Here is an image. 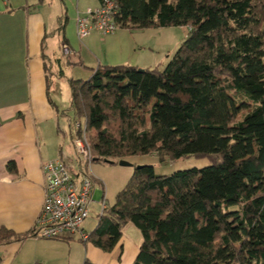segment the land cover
Masks as SVG:
<instances>
[{"label": "trees", "instance_id": "16d2710c", "mask_svg": "<svg viewBox=\"0 0 264 264\" xmlns=\"http://www.w3.org/2000/svg\"><path fill=\"white\" fill-rule=\"evenodd\" d=\"M110 1L118 28L188 32L163 69L93 68L65 54V64L91 71L68 79L71 145L78 120L93 161L156 154L211 163L170 174L135 166L87 241L110 252L131 224L141 235L133 264H264V0ZM26 236L0 226V243Z\"/></svg>", "mask_w": 264, "mask_h": 264}, {"label": "crops", "instance_id": "0c3cea01", "mask_svg": "<svg viewBox=\"0 0 264 264\" xmlns=\"http://www.w3.org/2000/svg\"><path fill=\"white\" fill-rule=\"evenodd\" d=\"M63 1L69 3V0ZM75 1L78 4L82 0ZM84 1V7L98 4L97 0ZM44 3L45 0H0V226L22 234H28L34 227L41 209L43 165L54 158L51 145L57 130L54 109L41 104L38 99V65L32 64L40 55L51 59L36 51L41 25L39 7ZM83 8L75 7L76 13L74 8L67 9L75 21L76 37L70 34L60 41L61 50L64 45L70 47V59L81 58L93 68L120 63L151 67V57L148 52L143 55L146 49L142 47L156 40L158 34L152 31L154 29L118 28L106 35L92 30L88 36L79 38L77 21ZM67 58L69 56L64 59L54 54V64L50 60L48 64L64 71ZM72 68H81L77 73L82 74L83 79L91 74L90 70L80 66ZM61 151L60 148L56 158L68 165ZM10 162L14 164L13 169L8 167ZM127 226L123 227L121 240L110 252L76 238L61 240L26 236L1 242L0 264H83L85 260L94 264H133L141 235L133 225L136 231L127 230Z\"/></svg>", "mask_w": 264, "mask_h": 264}, {"label": "rangeland", "instance_id": "374dc122", "mask_svg": "<svg viewBox=\"0 0 264 264\" xmlns=\"http://www.w3.org/2000/svg\"><path fill=\"white\" fill-rule=\"evenodd\" d=\"M84 3H86L84 0L79 1L78 4H76L75 0H69V3L67 4L63 0H45L43 6L40 5L39 16L41 19V25L39 28L38 37L36 38V51L39 54L42 52L48 55L51 58L49 60L52 62V64H54V60L52 59L54 54H58L64 59L67 57V55L62 53L60 39H62L63 36H68L70 34H74L76 37L75 21H72V17L67 9L70 10V8H74L73 12L76 13L75 7L82 9L84 7L82 6ZM59 16L61 17L59 18ZM58 19L60 21H58ZM59 22H64V31L62 29H58L60 26ZM151 29H154L152 31H155L158 36L156 37L155 41H149V43L143 45L142 49H146L143 55H146V52H148L149 57H151V60H149L151 64L150 66H158L159 69H163L173 56L177 47L187 35L188 28L185 26H171ZM49 60L46 57L40 55L37 57L35 63L32 62L33 66L38 65V99L41 104L43 103L45 106L54 109V117L56 119L55 126L57 127L59 125V127L62 129V132H58L56 130V138L51 145L53 148L54 158H56L57 155L59 156V149L61 148L63 159L68 161V168L73 170L74 167L77 168V165H79L80 162L76 159L73 153L70 137L67 135L68 122L66 117L62 115V111L67 108L70 102V87L68 79L71 77L81 78L83 75L77 73V71H81L82 69L79 68L74 70L72 67L66 65L63 69L65 75L61 77L58 76L59 70L56 65L49 66ZM45 64L48 65L47 70L44 67ZM46 75H48L50 79L48 87L46 86L45 81ZM67 114H70V116L72 115L69 112ZM45 133L47 134V131H45ZM123 159L130 162L132 166L109 164L105 163L104 161L92 162V172L103 182L105 187L103 188L102 185H97L94 190V203L92 212L82 224V227L85 231H92L97 224L98 218L96 217V214L100 209L99 202L101 201L103 193H105L107 205H111L115 200L117 192L122 189L129 180L136 165L141 166L150 164L154 167V170L157 174H170L176 170L187 169L191 167L201 168L211 163L210 159L207 157L190 156L171 160L168 157L161 159L156 154H139L128 156ZM87 169L89 170V168ZM128 229L135 230V228L130 224L127 226V230Z\"/></svg>", "mask_w": 264, "mask_h": 264}, {"label": "built area", "instance_id": "2783aa9c", "mask_svg": "<svg viewBox=\"0 0 264 264\" xmlns=\"http://www.w3.org/2000/svg\"><path fill=\"white\" fill-rule=\"evenodd\" d=\"M115 5L110 0L96 6H86L77 21V35L84 38L92 30L110 34L118 29L114 20ZM64 54L71 52L68 45L62 47ZM72 147L80 162L78 171L69 169L61 158L47 161L43 165L44 198L34 227L28 236L48 239H79L87 241L89 232L82 227L93 208V193L97 185L103 184L91 170L94 156L88 143V136L78 120L71 121ZM89 168V170L87 169ZM97 216L107 207L105 193L99 202Z\"/></svg>", "mask_w": 264, "mask_h": 264}, {"label": "water", "instance_id": "95a60500", "mask_svg": "<svg viewBox=\"0 0 264 264\" xmlns=\"http://www.w3.org/2000/svg\"><path fill=\"white\" fill-rule=\"evenodd\" d=\"M105 163H109V164H112L114 163V161L112 160H105L104 161ZM117 164L121 165V166H132V164L124 159H120L117 161ZM137 167H139L140 165H136Z\"/></svg>", "mask_w": 264, "mask_h": 264}, {"label": "clouds", "instance_id": "9594fccd", "mask_svg": "<svg viewBox=\"0 0 264 264\" xmlns=\"http://www.w3.org/2000/svg\"><path fill=\"white\" fill-rule=\"evenodd\" d=\"M81 241V240H80ZM82 242H84V241H82ZM86 242V241H85Z\"/></svg>", "mask_w": 264, "mask_h": 264}]
</instances>
